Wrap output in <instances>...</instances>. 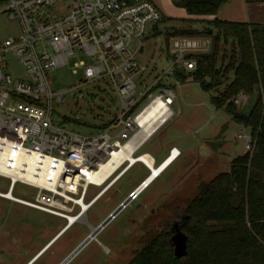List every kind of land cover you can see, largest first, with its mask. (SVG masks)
I'll return each mask as SVG.
<instances>
[{
    "label": "built area",
    "instance_id": "1",
    "mask_svg": "<svg viewBox=\"0 0 264 264\" xmlns=\"http://www.w3.org/2000/svg\"><path fill=\"white\" fill-rule=\"evenodd\" d=\"M55 6L63 13L46 17ZM4 12L18 23L20 36L0 46V177L8 180L0 199L62 219L69 227L85 221L88 209L129 169L124 160L96 183L100 168L113 154L135 139L142 126L154 123L149 115L153 104L161 101L168 115L147 140L173 116L169 107L174 95L168 82L176 83L178 71L194 72L195 62L187 57L208 50L209 42L196 37L171 38L167 67L149 87L138 86L147 68L137 64L135 56L142 52L148 26L161 20L149 0H8L0 7V13ZM6 51L24 65L29 81L12 82L4 74ZM69 66L72 75L81 73L79 86L102 82L119 102L116 116L93 136H80L52 121L53 103L61 106L72 90L52 93L48 73ZM247 100L239 92L233 105L241 109ZM238 138L251 153L252 138L242 127ZM17 183L35 193L28 199L14 197ZM144 183L129 195L130 201ZM89 187L100 190L85 202Z\"/></svg>",
    "mask_w": 264,
    "mask_h": 264
},
{
    "label": "rangeland",
    "instance_id": "2",
    "mask_svg": "<svg viewBox=\"0 0 264 264\" xmlns=\"http://www.w3.org/2000/svg\"><path fill=\"white\" fill-rule=\"evenodd\" d=\"M62 13L55 6L45 16L52 18ZM181 27L188 28L186 24L161 22L148 26L142 40V52L135 56L136 63L147 68L137 80L138 86L144 84L149 87L167 67L166 54L170 52V38L167 35ZM201 29L207 34L197 37L208 39L209 48L195 56L212 52L216 32L212 33L207 24ZM209 32L212 34L208 35ZM19 36L18 23L10 20L8 13H0V46L9 38L17 40ZM134 47L132 43L130 50L133 51ZM195 56L191 60L196 67ZM3 61L4 74L12 82L29 81L26 68L11 52L3 54ZM238 61V53L233 49L232 42L223 44L221 41L215 64L218 80L221 81L217 89L203 90L199 83L189 80L190 73L185 72L182 73L187 79L185 82H168L174 85V100L169 107L173 116L134 157L149 152L163 158L172 146L181 153L180 157L136 199L129 201L73 257L70 258L92 231L104 223L147 176L148 172L142 164H135L120 176L88 209L85 221L69 227H65L62 219L0 199V264H28L55 235L57 237L50 243L51 246L49 244L43 255L31 264H127L144 246V235L154 237L165 234L168 241L172 236V224L182 220L183 209L197 195L199 183H206L213 176L227 172L233 159L248 153L243 140L238 138L241 127L231 122L222 110H216L210 102L211 97L221 95L232 77L233 71L227 70V65L237 64ZM48 78L52 93L72 90L61 106L53 103V122H60L73 133L89 137L116 116L119 102L106 84L79 86L81 73L72 75L70 66L49 72ZM248 102L249 99L244 107ZM245 134L250 136V131L245 129ZM7 188L8 180L0 177V192H6ZM99 190L89 187L85 202ZM33 193L34 189L20 183L12 191L14 197L21 199H28Z\"/></svg>",
    "mask_w": 264,
    "mask_h": 264
},
{
    "label": "trees",
    "instance_id": "3",
    "mask_svg": "<svg viewBox=\"0 0 264 264\" xmlns=\"http://www.w3.org/2000/svg\"><path fill=\"white\" fill-rule=\"evenodd\" d=\"M7 1L0 0V7ZM228 1L172 0L191 16H214ZM208 26L216 32L212 52L187 57L196 60V69L188 79L205 91L217 89L221 85L215 69L219 43L232 42L239 61L227 65L232 77L221 95L211 97L210 102L231 122L250 131L252 151L233 159L227 172L199 183L197 195L183 209L186 221L181 231L188 238L183 259L174 257L165 234H147L144 246L127 264H264V25L215 19ZM200 34L207 32L180 28L167 37ZM182 73L178 71L174 80L185 82ZM239 92L249 99L241 110L233 105Z\"/></svg>",
    "mask_w": 264,
    "mask_h": 264
},
{
    "label": "crops",
    "instance_id": "4",
    "mask_svg": "<svg viewBox=\"0 0 264 264\" xmlns=\"http://www.w3.org/2000/svg\"><path fill=\"white\" fill-rule=\"evenodd\" d=\"M149 1L159 11V13L161 15V21L160 22L162 24H164V23H166V24L167 23L168 24H183V25L186 24V26H188V28H190L191 30H197V31H201L202 30L201 26H204L206 24L208 25L209 21H213L215 19H217L219 21L242 22V23H248V24L264 25V0H229L227 3H225L220 8V10L214 16H191V15H188L184 9L176 7L173 4L172 0H149ZM181 28H183V27H181ZM178 29H180V28H178ZM196 38H198V37H196ZM206 40L208 41V39H206ZM149 140L144 142L138 148L137 152L140 151V149ZM172 149H176L178 151V149L175 146H172L168 149L166 155L163 158H160L159 155H154V154H151L149 152H145V153L140 154V155H148L150 158H152L153 159V167L156 168V167L162 165L165 161H167V159L170 157V151ZM180 155H181V153L179 152V156L170 165H172L180 157ZM135 164H137V163H135ZM143 167L148 172V174L141 181V183L146 181V179L151 174L150 169L146 165H143ZM166 169L161 174H163L166 171ZM157 178H155L153 181H151V183L149 185H146L145 188L138 194V196L142 192H144ZM128 197L129 196L127 195V199H128Z\"/></svg>",
    "mask_w": 264,
    "mask_h": 264
},
{
    "label": "bare ground",
    "instance_id": "5",
    "mask_svg": "<svg viewBox=\"0 0 264 264\" xmlns=\"http://www.w3.org/2000/svg\"><path fill=\"white\" fill-rule=\"evenodd\" d=\"M149 115L154 119V123L142 126L141 131L138 133L135 139L130 141L124 148H122L120 152L113 154L110 161L100 168V172L97 174V184H100L101 181L108 177L122 161L126 160L129 164V168L132 167L135 163H141L142 165H146L150 169L151 174L145 181V183L149 185L151 181L157 178L176 159L175 155L178 152L177 150H175L172 157L168 158L167 161H165L162 165L154 168L153 159L150 158L148 155H140L138 157L132 156L135 150H137V148H139V146L143 142H145V140H147L148 137L167 119L166 117L168 115V110L165 108L161 101H156L155 104H153ZM71 225L72 224H70V226ZM64 229L65 228H63L62 230ZM56 237L57 235H55V237L42 249V251L38 255H36V257L33 258L28 264H31L37 259H39L38 257L43 255V253L47 250V246Z\"/></svg>",
    "mask_w": 264,
    "mask_h": 264
},
{
    "label": "water",
    "instance_id": "6",
    "mask_svg": "<svg viewBox=\"0 0 264 264\" xmlns=\"http://www.w3.org/2000/svg\"><path fill=\"white\" fill-rule=\"evenodd\" d=\"M211 32L208 33V35H210ZM148 185L146 183H144L143 186H141V191L145 188V186ZM140 191V192H141ZM139 192V193H140ZM136 195L139 194L137 193V191L135 192ZM129 198L126 199L124 202H122L120 204V206L118 207V209H116L109 217L108 219H106V221H104V223H102L99 227H97L96 229H94L92 231V233L89 235V237L82 243V245H80V247L78 249H76V251L70 256L73 257L85 244H87L90 240H92L95 235L122 209L124 208L128 203H129ZM183 221H186V218H182V220L180 222H174L171 226V232H172V236L170 238V245L172 246L173 249V255L176 259L180 260L183 259L186 256V248H187V242H188V238L187 236L181 231L182 225H183ZM68 258V260L70 259ZM67 260V261H68Z\"/></svg>",
    "mask_w": 264,
    "mask_h": 264
}]
</instances>
